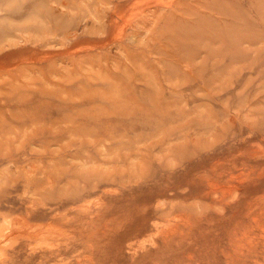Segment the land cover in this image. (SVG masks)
<instances>
[{"label": "rangeland", "instance_id": "1", "mask_svg": "<svg viewBox=\"0 0 264 264\" xmlns=\"http://www.w3.org/2000/svg\"><path fill=\"white\" fill-rule=\"evenodd\" d=\"M0 264H264V0H0Z\"/></svg>", "mask_w": 264, "mask_h": 264}]
</instances>
